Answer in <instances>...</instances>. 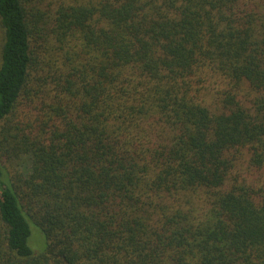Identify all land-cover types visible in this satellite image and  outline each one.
<instances>
[{"label":"trees","instance_id":"trees-1","mask_svg":"<svg viewBox=\"0 0 264 264\" xmlns=\"http://www.w3.org/2000/svg\"><path fill=\"white\" fill-rule=\"evenodd\" d=\"M42 1L0 0V264H264V1Z\"/></svg>","mask_w":264,"mask_h":264},{"label":"rangeland","instance_id":"rangeland-1","mask_svg":"<svg viewBox=\"0 0 264 264\" xmlns=\"http://www.w3.org/2000/svg\"><path fill=\"white\" fill-rule=\"evenodd\" d=\"M49 1L51 0H43V5L45 4H48L50 3ZM52 1H55V0H52ZM264 1V0H263ZM43 5L41 3H39V7L42 8ZM47 8V6H46ZM3 29L1 27V24H0V47H1V44L3 42ZM39 104L37 103V100L32 102V103H24L20 106V111L23 113L22 115H26L27 117H34V113L37 112V109L36 107L38 106Z\"/></svg>","mask_w":264,"mask_h":264}]
</instances>
